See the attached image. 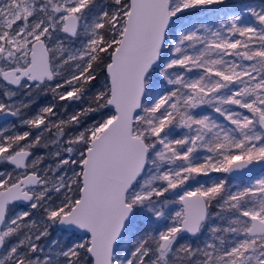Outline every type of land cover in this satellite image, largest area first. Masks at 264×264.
I'll return each instance as SVG.
<instances>
[{
  "label": "snow or ice",
  "instance_id": "snow-or-ice-1",
  "mask_svg": "<svg viewBox=\"0 0 264 264\" xmlns=\"http://www.w3.org/2000/svg\"><path fill=\"white\" fill-rule=\"evenodd\" d=\"M0 264H264V0H0Z\"/></svg>",
  "mask_w": 264,
  "mask_h": 264
},
{
  "label": "trees",
  "instance_id": "trees-1",
  "mask_svg": "<svg viewBox=\"0 0 264 264\" xmlns=\"http://www.w3.org/2000/svg\"><path fill=\"white\" fill-rule=\"evenodd\" d=\"M249 0H244V2H248ZM234 2H240V0H229V3L231 4V3H234Z\"/></svg>",
  "mask_w": 264,
  "mask_h": 264
},
{
  "label": "rangeland",
  "instance_id": "rangeland-1",
  "mask_svg": "<svg viewBox=\"0 0 264 264\" xmlns=\"http://www.w3.org/2000/svg\"><path fill=\"white\" fill-rule=\"evenodd\" d=\"M236 1V0H235ZM248 2H253V3H255V2H258V0H249ZM216 175H220V174H213V176H216Z\"/></svg>",
  "mask_w": 264,
  "mask_h": 264
}]
</instances>
